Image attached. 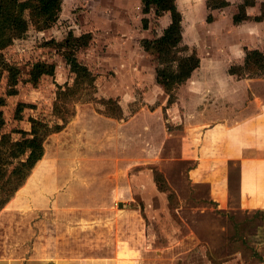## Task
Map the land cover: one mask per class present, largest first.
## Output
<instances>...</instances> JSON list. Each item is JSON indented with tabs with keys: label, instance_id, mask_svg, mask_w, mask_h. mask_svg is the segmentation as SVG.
<instances>
[{
	"label": "rangeland",
	"instance_id": "1",
	"mask_svg": "<svg viewBox=\"0 0 264 264\" xmlns=\"http://www.w3.org/2000/svg\"><path fill=\"white\" fill-rule=\"evenodd\" d=\"M140 1L64 0L66 9L52 28L39 31L31 24L23 38L1 50V135L18 141L21 132L31 131L32 118L62 124L54 113L57 92L72 86L75 75L59 46L70 32L80 35L88 29L96 34L89 49L78 53V60L96 75V89L86 91L80 101L72 98L69 109L75 116L48 137L43 160L0 212V248L10 256L71 262L264 264V210L250 206L244 211L237 179L230 185L227 209L217 206L210 183H195L194 161L183 149L189 133L196 132L198 113L212 115L214 106L222 108V84L209 79L179 86L172 92L177 104L169 105L168 94L155 79L158 60L144 42L163 35L170 15L158 17L154 10L145 15ZM208 1L179 2L187 16L184 43L191 50L234 44L229 22L233 11L224 15L220 37L206 34ZM231 1L237 9L244 0ZM192 13L201 35L210 37L196 40L189 23ZM262 37L257 44L263 50ZM2 62L21 70L17 95H9L10 75ZM37 62L55 64L56 73L34 86L28 79ZM216 74L210 77L227 78L225 72ZM246 74L264 83V71ZM103 99L115 100L123 119L109 117Z\"/></svg>",
	"mask_w": 264,
	"mask_h": 264
},
{
	"label": "crops",
	"instance_id": "2",
	"mask_svg": "<svg viewBox=\"0 0 264 264\" xmlns=\"http://www.w3.org/2000/svg\"><path fill=\"white\" fill-rule=\"evenodd\" d=\"M225 1L228 5L219 9L209 8L208 2L206 3V12L208 13L205 15L204 29L206 30V34L207 31H211L214 34V39H217L220 37V33H224L220 32L221 24L224 20H227L224 19V15L228 12L230 15V12L233 11V14L229 16V22L233 27V33L230 35V38L233 36L234 44L229 48L217 46L210 50H202L196 47V49L191 50L189 45L184 43V29H186L187 16L180 10V0H177L178 9L183 15V45L190 48L189 53L196 52L200 59L199 68H197L193 72L191 78L180 87L187 83H206L209 79H212V81L216 82V80H218V83L220 82L222 84L223 91V95L221 96L222 100L219 102L222 108L214 106L217 111L212 115L198 113V117L195 118L199 121L195 127H193L196 129V132L193 131L189 133L187 139L189 143H187L186 140L183 149L189 154V159L194 161L192 173L194 174L195 183H210L211 200L217 206L219 205L223 210L227 209L224 203L227 200L230 204V185L233 180L237 179L236 183L238 184V191L240 194V205L243 200L244 211L250 206H252L249 208L250 210L259 211L264 210V83H258L260 80L251 78L249 74L245 77L233 75L231 74V69L233 67H243L249 51L258 50L264 53V49L262 50L257 44L259 40L263 39L262 35H264V20H260L261 8L264 0H253L254 5L246 7V13L250 19L240 24H235L234 17L238 14L239 7L245 3V0H242L243 2L238 4L237 9L232 4L233 2L231 0ZM140 2L142 4V0ZM65 9L66 6L63 0L60 15ZM210 17L211 19L209 20ZM196 18L197 16H195V13H192L191 18H189L191 28L193 27L194 33L197 35V37H195L196 40L206 39L208 36L210 37V35H201L202 33L199 32L201 25L196 24ZM217 29H219V31L215 33L214 31H217ZM70 33L77 37L84 34H91L92 42L95 40L94 38L96 36L93 30L88 29L80 35H76L73 32ZM89 47L86 50H88ZM216 72V75H218L219 72H221V75L225 72L227 78H221V80L218 77H216L217 79L211 78L210 74ZM200 76L202 77L201 79H203L202 81H200ZM156 83L158 84L157 79ZM159 86L166 93L165 89L161 85ZM176 104L177 103L174 102L172 105L174 106ZM247 124H250L249 129L244 132L237 131L238 128ZM193 135L199 136V138H195L194 140ZM235 166L239 168L236 173L233 172ZM236 174L238 178H236ZM71 263L107 264L104 261L84 260L71 262L70 259L64 258L61 260H52L34 256L16 257L4 254L0 248V264Z\"/></svg>",
	"mask_w": 264,
	"mask_h": 264
},
{
	"label": "trees",
	"instance_id": "3",
	"mask_svg": "<svg viewBox=\"0 0 264 264\" xmlns=\"http://www.w3.org/2000/svg\"><path fill=\"white\" fill-rule=\"evenodd\" d=\"M63 0H0V52L10 46L15 39L23 38L32 24L39 31L52 28L58 21L62 11ZM144 14L153 9L158 17L170 15L171 23L163 35L155 40H146L144 47L158 60L156 79L169 95V105L174 101L172 92L188 81L193 72L199 68L200 59L196 52L189 53V47L183 45V15L178 9L177 0H142ZM225 0H209V8L219 9L227 6ZM254 1L245 0L240 5L239 13L234 17L235 24L250 19L246 7L253 6ZM211 17L209 18V20ZM260 20H264V2L261 8ZM92 42L91 34L79 37L70 33L68 39L59 47L70 66L71 73L75 75L72 86L60 87L54 104V113L62 120V124L50 125L42 120L32 118L31 131L21 132L22 138L13 141L9 134H2L5 126L3 111L4 101L0 99V212L7 206L14 195L29 179L32 171L45 156V143L49 136L61 132L75 116V111L69 109L72 98L82 100L86 91L96 89V75L78 60V53L86 50ZM9 72V95L18 94L17 86L20 83L21 70L13 65L2 62ZM257 73L264 71V53L254 50L247 53L243 67H233L231 74L245 77L246 72ZM56 65L46 62H37L32 65L28 82L37 86L44 76H55ZM109 117L123 119V111L113 99H103ZM19 105L17 119L22 120L23 107ZM159 176V179H158ZM155 182L160 189V177Z\"/></svg>",
	"mask_w": 264,
	"mask_h": 264
}]
</instances>
